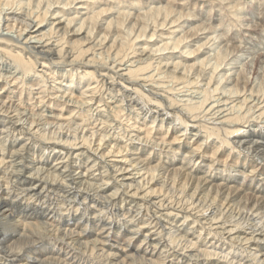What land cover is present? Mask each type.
<instances>
[{"label": "clouds", "instance_id": "1", "mask_svg": "<svg viewBox=\"0 0 264 264\" xmlns=\"http://www.w3.org/2000/svg\"><path fill=\"white\" fill-rule=\"evenodd\" d=\"M151 2L109 0L115 7L125 8L129 13L141 12ZM72 6L62 0H26L22 6L27 13L23 28L0 29V44L19 50L13 55L0 47V81L6 84V89L0 88V92L7 90L10 97L7 102L0 100V117L6 118L0 121L5 125L0 127V192L5 187L9 194L16 191L13 177L18 179L28 169L24 163V152H31L30 145L49 158L58 153L63 156L59 165L32 172L34 179L47 189L43 195L37 198L20 193L16 197L19 199L23 195L29 204L35 203L41 210L47 209L51 214L49 219L53 221L45 223L42 228L25 230L23 235L27 245L42 247L45 244L68 243L73 233L59 228L58 222L65 215L81 212L85 206L91 208L92 205H88V199H91L100 205L96 211L98 218L107 220L110 226L117 225L121 233L127 230V238L120 241L122 247L131 246L144 225L150 226L163 246L161 264H167L168 257L174 264L181 259L184 264H198L199 261L207 264L213 256L226 264H264V252H260V247L264 246V209L256 211L255 205L248 208V200L244 199L241 200L244 206L239 212L236 208L229 210L231 206L224 207L222 199L216 205L215 219H203L207 209L193 204L190 194L185 196L183 189L174 182L177 174L191 181L196 179L193 173H202L197 184L216 181V190L230 195L238 191L234 187L236 183L241 188L249 182L256 187L264 186V173H261L264 169V0H168L170 9H178L174 18L183 15L186 20L195 21L200 32L207 33L211 41L209 47L213 49L209 67L215 69V57L218 52H225V59L219 65L223 68L221 77L229 84L239 83L241 88L251 89L243 100L230 96L231 103L245 104L244 110H233L230 103L228 107L211 114L210 110L201 106L203 102L194 104L187 99L181 100L179 96L172 100L167 92L161 93L139 82L132 86L129 95L135 93L140 98L137 100L140 106L132 107L130 103L125 106L127 98L124 92L128 91V84L123 83V91L120 85L127 77L115 64L98 59L95 74L86 71L83 65L89 61L74 55V47L63 41L59 30L56 36L61 43L59 48L40 47L41 43H52L51 40L41 42L32 36L25 39L24 32L37 22L36 12H39V22L43 23L44 11ZM16 8L21 10L19 5ZM52 15L64 19L61 11ZM54 51H58L59 58L52 55ZM44 61H47L45 67L38 68ZM5 63L10 67L6 69ZM109 70H112L111 76ZM105 80L109 87L103 83ZM85 81H96L97 88L84 90ZM184 87L187 91L191 85ZM141 88L143 92L139 90ZM77 90H84L85 94L74 95ZM190 94L197 95L195 90ZM117 101L120 102L119 115L113 112V104ZM150 105L156 107L153 109ZM161 108L171 117L167 126L161 123L158 129L153 125L133 130L129 124V121H139L142 117L143 122L148 123L151 112ZM50 109L53 112L67 109L71 117L60 120L49 114ZM77 129L81 133L85 129L89 133L94 132L109 143H122L126 155L106 156L92 135L88 140L83 136L74 139ZM21 141V147L16 148ZM10 142L12 149H9ZM130 145L137 146L131 153ZM76 148L85 149V154H95L89 160L94 164L86 179L83 172L75 171L78 164L84 166L83 156L80 161L73 159L71 150ZM140 153L145 154L142 159L139 158ZM128 155L131 159H128L126 168L135 169L136 174L144 177V183L137 188L143 191L155 175L167 195L156 201L146 196L144 204L121 209L120 200L116 197L123 199L124 196L134 195L132 189L117 184V190L110 196L103 192L109 182H116L120 175L119 169L115 176L107 171L111 160L127 159ZM97 166L102 171L98 172ZM49 185H56V190L53 191ZM79 193H86L87 199L79 202L70 199V196ZM164 200L168 203H163ZM173 216L184 219L176 222ZM166 218L167 223H164ZM189 219L193 222L192 240L187 238V234L180 235ZM195 224H199L200 228H196ZM200 229L212 231L226 250H221L219 254L210 253L208 248L212 245H208ZM13 230V221L0 216V232ZM241 231L243 236L239 235ZM254 241L256 247L251 246ZM213 244L219 247L215 241ZM12 253H24V248L0 242V264H29V253L19 257ZM85 255L92 260V264H124L115 252H99L94 258L90 251Z\"/></svg>", "mask_w": 264, "mask_h": 264}, {"label": "bare ground", "instance_id": "2", "mask_svg": "<svg viewBox=\"0 0 264 264\" xmlns=\"http://www.w3.org/2000/svg\"><path fill=\"white\" fill-rule=\"evenodd\" d=\"M62 1L72 4L76 0ZM25 2L26 0H0V29L16 30L23 28V21L27 17V13L22 8ZM79 2H81L83 5L87 4L88 7L90 6V2L87 3V0H80L78 1V3ZM17 5L21 6V10H17ZM83 5L78 6L77 8H88ZM165 7L164 5L160 6V8L155 7L154 10H147L145 12L149 16L148 20L151 19L154 22V30L150 29V32L146 34V30L150 25H145L144 28H141L144 30L142 32L140 31L137 35L133 34L134 36L132 37L128 35L131 38H125L122 36V38L120 39L121 42L119 43L118 41L117 45H115L116 39L122 34L119 33L117 38L114 37L115 40L113 39V37H109L110 32L108 29L113 24L112 21H108L107 28L98 27L96 35L93 36V30L97 27L96 20L100 15H102L103 12L107 11L106 7H101V9L99 8V10L97 11L95 9L92 10L93 14H91L88 18L90 20L89 22H91V25L88 24V20L85 18L86 20L80 19L81 21L78 23V27L76 25L71 26L72 22L74 21V17L66 18V21H63L65 19L62 20L60 19V17L52 15V13H55V11L52 12L48 17L50 11H44L43 9H41L40 11H44L45 24L44 22H39V12H36L37 22L32 25V28L27 29L24 32V36L25 39H27L29 36H32L36 38V40H39L41 42L45 40L52 41V43L48 44L41 43V48H53L54 46L55 48H59L61 46V43L56 39L57 30H59V33L62 34L63 41L71 44L74 47V55L78 56L82 60L89 61L88 64L83 65V68L86 71L92 72L94 74L96 68L95 62L98 59L107 60L109 64L114 63L116 68H119L122 72H124L127 77L125 80L121 81L120 85V90L123 91V83L128 84V91L124 92V95L127 98L124 102L125 106H127L129 103L132 107L140 106L137 103V100L140 98L136 97L135 93L129 95L132 86L134 84H137L138 82L148 85L149 88L158 89L161 93L167 92L168 97H170L172 100H175L176 97L179 96L181 100L187 99L194 104H201V102H203L201 106L205 110H210L209 114L216 111L217 109L228 107L231 103L230 96L232 99L243 100L244 96L247 95V93H249L251 89L246 87L241 88L239 86V83L229 84L227 83L228 80H226V85L222 84L223 78L221 77V74H219L218 70L220 68L219 65L225 59V52L220 51L218 53V56L216 57L217 67H215V69L211 67L210 74L208 72V75L204 77L202 75V71L204 70L205 72L204 67H206V65L210 63V60H208L207 62L205 61V59L200 60L201 68L199 69L198 67L197 71L194 70L196 72H192L195 63L192 65L186 64L187 62L183 63V70H181L182 68L179 70L178 68L182 64L180 63L181 61H172V64L168 66V63L170 62L167 60L169 58H167L166 55L160 56L162 54L159 52H162L167 48L173 47L174 49H181L180 45L183 41H186L189 37H193V35H196L200 31L198 26L193 27L195 32L189 31L190 33H188L185 32L186 30L184 29L185 33L180 38L178 37V39L173 36L174 40H176L172 43H170L172 38L169 37L170 40H165V43L163 42L162 45H158L155 48L148 46L149 43L153 41L152 39L157 36V28L159 26H166L169 22L171 24H174L182 18L181 15L178 19H173L171 17V19L167 21L168 17L174 13V10L170 9L169 7ZM109 9L111 10V8ZM60 11L65 12L64 9H60ZM163 13L164 19H161L162 21H159L158 17L160 14L163 15ZM124 14L125 16L123 17H126V19L130 15L129 11L124 12ZM140 17L142 16L140 15L137 18L140 19ZM116 22L118 23V25L122 26L125 21L123 20V18H121L117 19ZM183 25L179 26V28H183ZM160 34L163 35L165 33L161 32ZM144 35L147 39H144L142 43L143 47H136L135 41H137V39L141 38ZM205 37L208 38L207 36ZM98 38L100 39L97 40ZM160 41H163V39ZM199 43L200 42H198L197 44ZM206 43L207 42L205 41L203 43H200L198 48H191V45L186 42L182 46V53H191L192 55L200 50ZM208 43L211 42L208 41ZM0 47L7 49V51L12 53L13 55H15L17 51H19L18 49L13 48L11 45L0 44ZM65 51H67V49H65ZM52 55L56 58H59L58 51H54ZM25 59H27L26 55ZM197 62H199V60ZM45 64H47V61H44V63L38 65V68H44ZM4 67L7 69L10 67V65L8 63H5ZM6 74L8 73L6 72ZM111 75L112 70H109V76ZM201 76L203 78H201ZM29 79L31 80L32 78ZM97 79H99L98 75ZM103 83L106 87H109L107 80L103 81ZM94 84H92V82L85 81L84 90H95L97 88V85L95 87ZM185 85H191V88L186 91L184 87ZM0 88L6 89V84L4 81H0ZM176 89H179V91H176ZM84 90H77L74 92V95L82 96L85 94ZM139 90L142 92L144 91L143 88ZM192 90L196 91V96H192L190 94ZM145 94L147 95V93ZM9 99V92L7 90L0 92V100L7 102ZM119 104V101L113 104V112L115 115L120 114L118 111ZM149 107L154 109L156 106L150 105ZM231 108L233 110L236 108L244 110L246 108V105L231 103ZM49 114L60 120H66L71 117V112L67 109L56 110L55 112L50 109ZM124 115L127 116L128 113L125 112ZM4 119L6 118L0 117V121H3ZM170 119L171 117L167 116V114L164 112V109L161 108L159 111L151 112V114L148 116V123L143 122L142 117L141 120H139L140 122L129 121V124L133 126V130H135L136 128L143 130L152 127L153 125H155V127L158 129L161 123L167 126ZM133 123H140V125L137 126ZM4 126L5 125L0 122V127ZM52 134L55 135V132H53ZM141 134H143V132H141ZM89 135H92L93 139L98 142L101 152H103L106 156L120 157L126 155L122 143H109L108 140L97 137L94 132L89 133L87 129H85L82 133L77 129L74 132L73 138L78 139L80 136H83L85 140H88ZM22 143L23 141H21V144H17L16 148H20ZM136 147V145H130L129 153L134 151ZM29 148L31 149L30 153L28 150H25L24 152V155L26 157L24 163L28 165V169L24 170V173L20 174L18 179L15 176L13 177V179L15 180L16 191L9 194L7 187H5L4 191L0 192V216L4 217L6 220L13 221L15 228V230L13 231L0 232V242H4L9 246L23 247L24 253H29L30 255L29 264H80L79 261L82 260L87 261V264H92V260L85 255V253L89 251L91 252L93 258L96 257L99 252H115L121 257V259L124 261V264H161V260L163 257V246L159 244L156 233L150 226L145 224L142 232L132 242V245L129 247H122L120 241L127 238V230L121 233L117 225L110 226L107 220L98 218L96 216V211L98 208H100V205L95 203L91 199H88V205H92L91 208L85 206V208L81 212L72 213L71 215H65L58 222L57 226L59 228L63 229L64 231L73 233V235L69 237L68 243L62 242L58 245L45 244L42 247L27 245L23 235L25 230L42 228L45 223H51L53 221L49 219V216L51 214L47 209L41 210L40 207H38L35 203L29 204V202L23 195H20L19 199H17L16 197L20 193H27L29 196L37 198L43 195V193L47 191V189L44 184L40 183L39 180L34 179V177L32 176V172L39 171L44 168L51 169L52 167L59 165L60 161L63 159V156L59 153L56 156H52L51 158H49L48 156L43 155L39 151V149L34 148L31 145L29 146ZM9 149H12L11 142L9 143ZM71 151L73 152V159H75L76 161H80L81 156L84 157V166L81 167L78 164L75 168V171L78 173L83 172L85 174L84 178L86 179V174L94 164V161L92 163H89V160H91L95 154H85V149L82 148H76ZM144 155V153H140L139 158L142 159ZM128 159H131L130 155H128L127 159L111 160V166L107 168V171L111 173V175L115 176L116 170L119 169L120 175L119 177H117L116 182H109L108 186L103 189V192L109 196L113 193V191L117 190V184L119 186L126 185L128 188L132 189V191L135 193L134 195L124 196L123 199H121V196L116 197L117 200H120L121 209H129L133 205L138 206L144 204L146 196H150L152 201H156L160 200L162 196L167 195L165 188L161 185L160 181L156 178L155 175L151 177V182L147 185L146 188H144L143 191L139 190L137 188V185H141L144 183V177L136 174L135 169L128 170V168H126ZM96 170L98 172L102 171L99 166H97ZM261 173H264V169H261ZM202 176V173H200V175H197V173H193V177H195L196 179L190 181L188 177L177 174L174 178V182L176 183L177 187L183 189L185 196H188L190 194L193 204L203 205L207 209L206 216L203 219H208L209 217H211L213 220L215 219L214 212L217 210L216 205L220 203L222 199L224 201V207L231 206L229 210H231V208H236V210L239 212V209L244 206L243 204H241V200L244 199L248 200V208H252L253 205H255L256 211L264 209V186L256 187L255 185H251V182H249L248 184H245L243 188H241V185L239 183H236L234 184V187L238 191L235 195H230L228 193H224L222 190L218 192L216 190V181H210L207 184H197L196 181L199 180ZM49 187H51L53 191L56 190V185H49ZM121 195L124 194L122 193ZM70 199H74L79 202L87 199V194L79 193L78 195L70 196ZM205 201L207 202L206 204H204ZM256 201H260V203H256ZM163 203L167 204L168 201L164 200ZM77 207H79V203H77ZM161 211H163V209H161ZM84 212H87V214H83ZM239 214L241 216L244 215V213ZM183 219L184 217L182 216H173V220H175L176 222H180ZM164 223H167V218L165 219ZM192 224V220L189 219L188 222L183 225L185 230L181 231L180 235L184 236L187 234V238L189 240H192ZM195 227L200 228V225L195 224ZM212 230H214V226ZM200 232L207 239L208 245H212V247L208 248V251L210 253L215 252L219 254L221 250H226L225 245L222 242L218 241L214 235H212V231H205L204 229H200ZM109 233H111V235H109ZM239 235L243 236L244 233L241 231ZM213 241H215L216 244L219 245V247H216V245L213 244ZM63 246L70 249V253L72 251H75V257L73 256L72 258L67 259V256H65L67 255V253L60 255L58 251L64 249ZM201 246H203V241H201ZM251 246L256 247V242L254 241ZM55 250L57 252H55ZM260 252H264V246L260 247ZM24 253H12V255L19 257ZM78 255L80 257L76 258ZM189 255H191V251L189 252ZM74 258L79 259V261L72 262ZM167 264H174V261L171 257L167 258ZM178 264H184L183 259L179 260ZM198 264H205V262L199 261ZM207 264H226V262L219 261L215 256H213L207 261Z\"/></svg>", "mask_w": 264, "mask_h": 264}, {"label": "rangeland", "instance_id": "3", "mask_svg": "<svg viewBox=\"0 0 264 264\" xmlns=\"http://www.w3.org/2000/svg\"><path fill=\"white\" fill-rule=\"evenodd\" d=\"M65 1V0H64ZM78 1H80V0H76L74 3H72L71 5H73L72 7H68V8H65L64 10H65V12H62V13H64L63 15H64V19L65 20H63V21H66V18H72V17H74V21L72 22V24H71V26L73 25H76L77 27L79 26V22L81 21V20H84L85 18L88 20V24L89 25H91V22H89L90 20L88 19L89 18V16L91 15V14H93V12H92V10H99V8L101 9V7L102 8H105L106 7V12H103L102 13V15H100L99 17H98V19L96 20L97 21V24H96V28H94V30H93V36L94 35H96V32L98 31V27L99 28H107V25H108V21H112L113 22V24L111 25V27L108 29L109 30V32H110V34H109V37H113V39H114V37H116L117 38V36L119 35V33L120 34H122L121 36H118V38L116 39V44L115 45H117V43H118V41H119V43L121 42L120 41V39L122 38V36L123 37H125V38H131L132 36H134L135 34L137 35L140 31L142 32L144 29H141V28H144L145 27V25L147 26V25H150V26H148V29L146 30V34H148V32H150V29L151 30H154V28H155V24H154V22L151 20V19H149L148 20V15L145 13L147 10H154L155 9V7H158V8H160V6H163L164 5V7L166 6V7H168V0H152V2L151 3H149L148 4V6L147 7H145L141 12H135V13H130V15L128 16V18L126 19V17H123V16H125V14H124V12H128V10L127 9H125V8H117V7H115L113 4H111V3H109V0H87V3L88 2H90L89 3V7L87 6V4L85 5H83L81 2H79L78 3ZM63 2V1H62ZM81 5H83V6H86V7H88V8H84V9H79V8H77L78 6H81ZM165 7V8H166ZM77 8V9H76ZM109 8H111V10L109 9ZM163 8V7H162ZM109 9V10H108ZM56 10L57 11H60V9H56V8H54V9H51L50 10V13H49V15H48V17L50 16V14L52 13V12H56ZM174 10V12L175 11H178V9H173ZM120 12V13H119ZM142 16V17H140V19H138L137 17L138 16ZM56 17H59V16H56ZM171 17L173 18V19H175L174 18V13L172 14V15H170L169 17H168V20L167 21H169L170 19H171ZM121 18H123V20L125 21L124 22V24L121 26V25H118V23L116 22L117 21V19H121ZM81 19V20H80ZM85 19V20H86ZM126 19V20H125ZM163 20L164 19V13H163V15L162 14H160L159 15V17H158V20L160 21V20ZM161 20V21H162ZM145 23V24H144ZM147 23V24H146ZM44 24H45V22H44ZM179 24V25H178ZM184 24V25H183ZM183 25V28L182 27H180L179 28V26H182ZM121 26V27H120ZM167 26V27H166ZM166 26H159L158 28H157V36H155L152 40L153 41H151L150 43H149V47H153V48H155V47H157L158 45H162L163 44V42L165 43V40H167V39H169L170 40V38H172V40H171V42L170 43H172L173 41H175L174 40V37L175 38H177L178 39V37L180 38L185 32H188V33H190L191 31H194L195 32V30L193 29V27H195V26H197L196 25V23H195V21H188V20H186L184 17H183V15H182V18L181 19H179L176 23H174V24H171L170 22L166 25ZM91 27V26H90ZM134 27V28H133ZM152 27V28H151ZM185 27V28H184ZM186 31H185V30ZM189 29H192V30H189ZM182 30V31H181ZM128 31V32H127ZM131 31V32H130ZM160 31V32H159ZM185 31V32H184ZM190 31V32H189ZM161 32H164L165 34H163V35H161L160 33ZM197 32V31H196ZM131 33V34H130ZM170 33H174V34H170ZM134 34V35H133ZM114 35V36H113ZM126 35V36H125ZM128 35H130V36H128ZM166 35V36H165ZM161 36V37H160ZM163 36V37H162ZM174 36V37H173ZM199 36V37H198ZM205 36H207V33H202V32H198V34H196V35H193V37H189L186 41H183L182 43H181V45H180V47H181V49L180 48H177V49H174L173 47H171V48H167V49H165L164 51H162V52H159V53H161L162 55H160V56H163V55H166L167 56V58H169L167 61H169L170 63H168V66H170L171 64H172V61H181L180 63H182L180 66H179V70L183 67L184 68V64L183 63H186V64H189V65H192V64H194V68H193V71L192 72H196L197 71V69H198V67H199V69L201 68V62H200V60H202V59H205V61L207 62L208 60H210L209 59V56L211 55V52H212V48H210L209 49V45L211 44V43H208V41H210L208 38H206ZM100 37H101V35H100ZM170 37V38H169ZM196 37V38H195ZM100 38H98L97 40H99ZM112 39V38H111ZM144 39H147L146 38V36L144 35V36H142L141 38H139V39H137V41H135V43H136V47H138V48H141V47H143V41H144ZM163 39V41H160V40H162ZM115 40V39H114ZM108 41V40H107ZM156 41V42H155ZM168 41V40H167ZM166 41V42H167ZM207 42L200 50H198L197 52H195L194 54H192V55H187V54H185V53H182V46L186 43V42H188L191 46V48H195V47H197L198 48V46H199V44L200 43H203V42ZM198 42H200L199 44H197ZM211 42V41H210ZM157 43V44H156ZM149 47H148V49H149ZM219 53V52H218ZM217 56H218V54H217ZM216 56V57H217ZM183 57V58H182ZM215 57V60H217V58ZM198 58V59H197ZM201 58V59H200ZM183 60V61H182ZM199 60V62H197ZM164 63H165V61H164ZM210 63H211V61H210ZM210 63H208L207 65H206V67H204V69H205V72H204V70L202 71V75H203V77L204 76H206V75H208L207 73L209 72V74H210V68L211 67H209L208 65L210 64ZM114 64V63H113ZM117 64V63H116ZM154 65H155V63H154ZM183 68L181 69V70H183ZM194 70H196V71H194ZM219 74H221L222 72H223V68L222 67H220L219 68ZM217 71V72H218ZM191 72V71H190ZM191 74V73H190ZM205 74V75H204ZM216 74V73H215ZM202 76H201V78H203ZM200 78V79H201ZM226 80L227 79H224L223 78V82H222V84L223 85H226ZM204 81V80H203ZM94 82L95 81H92V84H94ZM205 82V81H204ZM227 83H229L228 81H227ZM95 87H96V82H95ZM140 122V121H139ZM133 124H135V125H140V123H133ZM153 135H155V133H153ZM63 248L64 249H62L61 251H58V253H60V255H62V254H64V253H67V255H65V256H67V259H69V258H72L73 256L75 257V254H74V252L75 251H72L71 253H70V249H68V248H65L64 246H63ZM65 251H67V252H65ZM55 252H57L56 250H55ZM80 256L78 255L76 258H79ZM66 259V258H65ZM77 261H79V259H73L72 260V262H77ZM80 262V264H84V260H82V261H79Z\"/></svg>", "mask_w": 264, "mask_h": 264}]
</instances>
